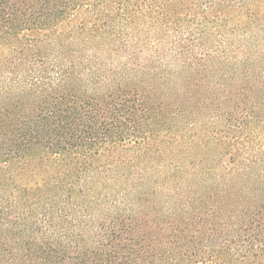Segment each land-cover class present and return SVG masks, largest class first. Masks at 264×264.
<instances>
[{
  "label": "trees",
  "instance_id": "16d2710c",
  "mask_svg": "<svg viewBox=\"0 0 264 264\" xmlns=\"http://www.w3.org/2000/svg\"><path fill=\"white\" fill-rule=\"evenodd\" d=\"M0 264H264V0H0Z\"/></svg>",
  "mask_w": 264,
  "mask_h": 264
}]
</instances>
